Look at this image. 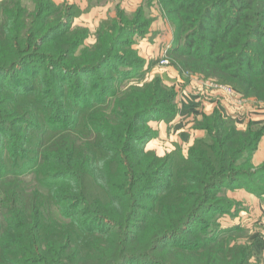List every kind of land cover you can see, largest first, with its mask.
<instances>
[{
  "label": "trees",
  "instance_id": "obj_1",
  "mask_svg": "<svg viewBox=\"0 0 264 264\" xmlns=\"http://www.w3.org/2000/svg\"><path fill=\"white\" fill-rule=\"evenodd\" d=\"M251 1L174 3L183 12L182 23L196 29L193 36L212 30L213 11L225 6L235 11L233 26L209 41L212 48L220 38L227 50L240 49L236 57L242 64L245 30L252 24V33H261V20L244 11ZM24 5L22 0L0 4V264H164L152 261L154 243L217 210L211 203L214 190L237 171L232 166L244 153L251 158L262 130L242 137L245 144L231 152L232 138L222 134L227 119L216 112L204 127L209 142L197 141L175 175L169 156L162 159L146 148L156 136L150 121L155 115L171 117L176 107L159 109L161 86L135 89L120 72L83 79L81 73L99 74L107 67L109 54L87 63L66 62L79 43L65 34L70 12L62 13L50 0H34L31 10ZM199 16L204 21L197 25ZM187 41L193 49L194 37ZM218 54L216 63L233 57L223 50ZM260 59V72L249 64L264 84V51ZM175 182L185 186L181 199L157 225L160 195ZM154 228L158 239L142 241Z\"/></svg>",
  "mask_w": 264,
  "mask_h": 264
},
{
  "label": "rangeland",
  "instance_id": "obj_2",
  "mask_svg": "<svg viewBox=\"0 0 264 264\" xmlns=\"http://www.w3.org/2000/svg\"><path fill=\"white\" fill-rule=\"evenodd\" d=\"M15 1L17 2V0H0V4L6 2V5H11ZM50 1L62 9V13L70 12V21L68 20L65 34L67 37L74 35L79 41L75 53L68 56L66 62L86 61L87 63L109 54L104 64L107 66L106 69L104 68L99 74L92 71L83 72L81 73L83 79L91 75L97 77L105 72L109 77L120 72L125 83L135 89H143L147 86L155 89L161 86L159 94L161 111H168V108L172 109L176 104L171 117L155 115L150 121L149 126L155 131L156 136L146 148L162 159L169 156L174 163L173 173L175 175L178 173L177 176H180L185 159L189 157L196 142L199 140L209 142V134L204 128L205 123L212 121L216 116L215 112L210 116L201 115L194 120L187 119L182 128L184 134L196 136L194 139H187V143H181L177 136L179 128H174L175 131L173 130L172 133L163 132L162 126L164 129L174 120L178 124L184 122L176 118L179 109L185 106L188 94L191 95L192 91L198 93L196 96H199V104L204 103L203 95L214 96L215 94H212L214 92L220 93L222 100L227 101L228 97L212 86L219 85L231 88L235 92L236 103L229 104L233 110L239 106L240 108L253 105L264 106V84L259 83L260 77L251 72L249 64L251 60L252 65L260 72V54L264 51V0L251 1L244 9V11L249 10L257 20H261L258 24L261 33L254 35L251 31L252 24L245 30L244 44L247 43V46L246 52L243 53L242 64L236 57L240 49L227 50V45H223L220 38L212 48L214 43L209 41L227 32L233 26L236 13L227 10L228 6L213 11L216 19L215 25L210 27L212 30L204 34L195 33L193 36L192 32L196 29H193V25L189 22L182 23L183 12L178 13L174 0ZM22 2L28 10L34 7V0H22ZM202 19L204 21L202 16L197 17V25ZM207 27H209L208 24ZM189 36L195 39V46L191 50L188 48ZM115 40L116 43H114ZM112 41L113 48L115 47L114 53L109 51ZM222 50L228 52V56L230 53L233 54V57H229L222 64L216 63V57L220 56L218 52ZM163 60L167 63L162 64ZM226 66L229 69L224 71L223 67ZM126 70L133 73L126 76ZM32 73L35 74L31 71ZM235 73L240 74L241 78L248 82L235 78ZM20 76L29 78L30 75ZM2 79L8 81L12 80V77L4 76ZM194 82L197 88L191 89ZM249 82L253 85L248 84ZM114 87L118 90L116 83ZM170 100H172L171 103H169ZM229 113L223 115L227 120L222 134L232 138L229 142L230 150L235 152L241 149V143L245 144L242 137L248 138L250 133L256 134L262 128L249 125L245 129H240L237 123L239 118H243L242 113L240 112L238 117L235 111ZM242 120L243 123L246 122L247 116L245 115ZM213 135L219 136L221 132L213 133ZM232 168L237 171L228 174L225 185L214 190L215 196L211 203L216 206V211H206L198 222L185 227L184 232L171 234L173 237L164 243L158 239L160 232L156 228L144 238L143 232L138 234L140 236L138 240L143 238L142 241H144L147 237L158 239L154 243L155 253L152 261L164 264H243V262L244 264H264V219L251 222L246 216L242 220L235 218L242 208L234 196V191H238L243 186H245L243 189L248 191L262 193L264 179L260 177V171L251 175L253 171L248 153H244ZM259 179L262 180V187L258 186ZM173 185L172 189L164 190L160 195V207L155 219L157 225L164 224L168 213L176 209V203L181 199L185 189V186L178 182ZM250 209L249 207L244 210L245 213L250 214Z\"/></svg>",
  "mask_w": 264,
  "mask_h": 264
},
{
  "label": "crops",
  "instance_id": "obj_3",
  "mask_svg": "<svg viewBox=\"0 0 264 264\" xmlns=\"http://www.w3.org/2000/svg\"><path fill=\"white\" fill-rule=\"evenodd\" d=\"M196 83L194 82L191 86V89H196ZM187 94V93H186ZM198 93L193 92L190 95V101L187 104H184L181 109H179L177 113V120L184 121L182 124H178L175 120L172 122L169 126L165 127L162 131L165 133H172L174 128H179V133H177V136L180 138L181 143H187V139H194L195 135H190L188 133L184 134V130L182 129L183 126L186 124L187 119L188 120H194V118L199 117L201 115L210 116L215 112H219L222 115L224 113L230 114L229 112L235 111L238 114L241 112L243 118H239L238 126L240 129H245L249 125H254L258 128H262V136L259 140V143L257 145V148L255 152L251 156V165H252V171L254 173L260 171V177L262 180L264 179V106L260 107L259 105H253L251 107H236L235 110L230 108L229 102L226 100H222L221 94H216V92L212 93L215 94L202 96L204 98V103L199 104V96H196ZM189 95V94H188ZM192 97V98H191ZM212 101V102H209ZM193 103V104H192ZM246 112V113H245ZM245 115L247 116L246 122L243 123V120ZM186 120V121H185ZM168 125V124H167ZM179 125V126H178ZM161 128V125H160ZM181 128V129H180ZM169 129V131H168ZM175 131V130H174ZM188 134V135H187ZM187 136V137H186ZM198 139V137L196 138ZM262 180L259 179L258 186L262 187ZM264 189V188H263ZM234 196L236 197V201L239 205H241V210L239 212V215H237V219L242 220L244 216L249 218L251 222H254V220H260L264 219V191L262 193H255L253 191H248L247 189H243L242 187L239 188L238 191H234ZM250 207V214L245 213L248 208Z\"/></svg>",
  "mask_w": 264,
  "mask_h": 264
},
{
  "label": "built area",
  "instance_id": "obj_4",
  "mask_svg": "<svg viewBox=\"0 0 264 264\" xmlns=\"http://www.w3.org/2000/svg\"><path fill=\"white\" fill-rule=\"evenodd\" d=\"M167 61L166 60H163L162 61V64H166ZM213 87H215L216 90H219L221 92H223L227 97V101L230 103H236V96H235V92L231 89V88H228V87H224V86H219V85H212ZM188 100H186V104L189 103V101L191 100L190 99V95H188L186 97Z\"/></svg>",
  "mask_w": 264,
  "mask_h": 264
}]
</instances>
